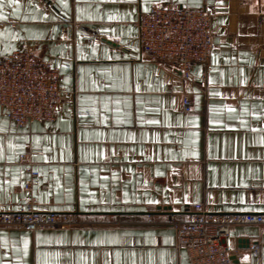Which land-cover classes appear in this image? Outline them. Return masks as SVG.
<instances>
[{
    "label": "crops",
    "instance_id": "obj_1",
    "mask_svg": "<svg viewBox=\"0 0 264 264\" xmlns=\"http://www.w3.org/2000/svg\"><path fill=\"white\" fill-rule=\"evenodd\" d=\"M2 2L0 58L33 45L68 95L51 123L18 127L0 112V212L21 208L29 154L36 209L76 223L0 226V264H190L168 214L199 204L264 219V0H18L16 15ZM158 5L214 15L208 64L190 81L141 52L136 21ZM224 242L237 264H264V222Z\"/></svg>",
    "mask_w": 264,
    "mask_h": 264
},
{
    "label": "built area",
    "instance_id": "obj_2",
    "mask_svg": "<svg viewBox=\"0 0 264 264\" xmlns=\"http://www.w3.org/2000/svg\"><path fill=\"white\" fill-rule=\"evenodd\" d=\"M214 15L206 8L186 9L172 5L152 6L136 21L137 39L146 60L177 70L182 81L191 79L195 64L206 68L213 50ZM205 77V72L202 73ZM56 68L38 55L33 45H23L0 58V112L18 127L55 120L58 105L67 97L59 83ZM182 109L192 108L190 94L182 96ZM19 162L25 166L24 202L18 210L0 212V226L29 231L61 230L75 225L71 216L36 209L32 189L38 182L29 154ZM186 215L176 220L168 214V224L175 230L178 245L188 252L190 264H232V251L224 240L234 226L261 225L263 217L254 214L208 215L199 204L189 206ZM252 256L260 249L250 246Z\"/></svg>",
    "mask_w": 264,
    "mask_h": 264
},
{
    "label": "snow or ice",
    "instance_id": "obj_3",
    "mask_svg": "<svg viewBox=\"0 0 264 264\" xmlns=\"http://www.w3.org/2000/svg\"><path fill=\"white\" fill-rule=\"evenodd\" d=\"M12 5H15V7L12 8V14L13 15H16L17 14V11H18V8H19V3H18V0H9V3H8V6H12ZM5 7V5L3 4L2 0H0V19H4V15H3V8ZM64 7H67V4H64ZM147 10V9H145ZM79 12V9L77 10ZM79 19V16L77 17ZM95 17H89V19H93ZM115 17H112V16H109V19H114ZM214 62H215V59H214ZM241 76L243 77V72H241ZM213 81L210 79L209 80V83H212ZM240 84H244L245 83V79L241 78L240 81H239ZM218 95V93H216ZM229 111H232V109L229 107ZM243 111V109H242ZM255 115V114H254ZM147 123L149 124H155L157 123V121L155 119H151V120H148ZM262 143H264V141H262ZM11 147V145H10ZM193 156L196 155L195 151H193L192 153ZM2 158V157H0ZM12 157H9V159H11ZM151 203H155V201H150ZM110 243L111 242H114V241H109ZM147 242V241H145ZM154 243V241H153Z\"/></svg>",
    "mask_w": 264,
    "mask_h": 264
},
{
    "label": "water",
    "instance_id": "obj_4",
    "mask_svg": "<svg viewBox=\"0 0 264 264\" xmlns=\"http://www.w3.org/2000/svg\"><path fill=\"white\" fill-rule=\"evenodd\" d=\"M232 264H237L236 258L234 256L231 257Z\"/></svg>",
    "mask_w": 264,
    "mask_h": 264
}]
</instances>
